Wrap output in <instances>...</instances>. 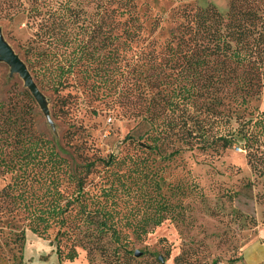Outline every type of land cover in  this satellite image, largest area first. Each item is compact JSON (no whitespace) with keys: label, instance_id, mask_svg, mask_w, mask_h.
Returning <instances> with one entry per match:
<instances>
[{"label":"trees","instance_id":"trees-1","mask_svg":"<svg viewBox=\"0 0 264 264\" xmlns=\"http://www.w3.org/2000/svg\"><path fill=\"white\" fill-rule=\"evenodd\" d=\"M109 3L117 25L105 36L106 49L96 39L100 27L83 25L73 0H0L1 12L23 11L45 40L30 48L38 83L60 91L83 75L92 87L110 90L125 79L128 93L114 88L111 96L125 95L126 113L144 125L101 161L73 169L24 108L0 101V174L9 175L0 188V223L9 216L8 227L22 224L12 237L21 248L27 230L51 238L56 228L60 259L78 257L81 235L94 249L106 236L124 246L128 230L141 237L168 216L183 215L184 198L203 194L200 183L177 180L168 168L188 149L215 156L240 140L251 170L264 176V109L252 107L264 88V0H229L226 13L212 3L185 4L174 12L175 27L155 43L135 0ZM139 46L147 52L140 66L129 61L143 58Z\"/></svg>","mask_w":264,"mask_h":264},{"label":"rangeland","instance_id":"rangeland-1","mask_svg":"<svg viewBox=\"0 0 264 264\" xmlns=\"http://www.w3.org/2000/svg\"><path fill=\"white\" fill-rule=\"evenodd\" d=\"M135 1L145 22L146 35L154 43L165 39L175 27L178 20L174 12L179 7L188 3L200 6L212 3L220 12L226 13L229 4V0ZM73 2L84 19L81 23L86 25L91 21L93 26H99L98 44L109 49L111 43L105 36L112 26L117 25L116 12L111 9L109 0ZM0 27L4 38L26 63L44 96L47 112L25 85L24 79L2 60L0 101L11 110L24 108L36 132L54 141L59 153L69 160L73 169L87 162L101 161L102 157L122 147L128 133L144 129L139 119L126 113L130 108L125 95L111 96L114 88L119 93H128L125 79L118 83L119 86L107 90V87L94 88L86 76L76 75L69 88L56 91L49 84L38 83L29 66L30 48L45 44V40L34 35L37 25L29 26L23 11L14 15L0 11ZM91 44L98 45L96 41ZM136 48L140 49L143 58L137 61L130 57L129 61L140 66L146 62L147 52L140 46ZM122 49L126 54L131 53L128 46H122ZM252 107L264 109V88L260 97L252 100ZM168 169L177 180L189 181L194 177L203 193H192L184 198V213L179 218L168 216L160 225L150 226L141 237L128 230L129 243L124 246L106 236L93 243L98 247L94 249L90 247L92 242L81 235L78 257L68 260L59 258L56 240L52 241L56 228L51 231V238L27 230L21 248L12 237L19 230L16 226L22 224L12 221L14 226L8 227L5 223L11 218L7 216L0 223V264H128L127 260L137 264H157L160 257L165 264H214V260L218 264H250L247 258H241L247 246V252L256 247L262 253L264 176L258 177L251 170L240 140L215 156L188 149ZM8 180L9 175L0 174V188ZM137 249L141 254H135Z\"/></svg>","mask_w":264,"mask_h":264},{"label":"water","instance_id":"water-1","mask_svg":"<svg viewBox=\"0 0 264 264\" xmlns=\"http://www.w3.org/2000/svg\"><path fill=\"white\" fill-rule=\"evenodd\" d=\"M0 60L6 62L12 72H17L25 82V85L32 92L36 100L40 103L43 109L47 112L44 96L34 81L26 63L20 55L14 50L11 44L4 38L2 29L0 27ZM135 254L139 255L141 252L137 249ZM163 260V257H160Z\"/></svg>","mask_w":264,"mask_h":264},{"label":"crops","instance_id":"crops-1","mask_svg":"<svg viewBox=\"0 0 264 264\" xmlns=\"http://www.w3.org/2000/svg\"><path fill=\"white\" fill-rule=\"evenodd\" d=\"M247 247L243 252V260L247 258L250 264H264V247L262 253L256 247L251 248L250 252H247Z\"/></svg>","mask_w":264,"mask_h":264}]
</instances>
